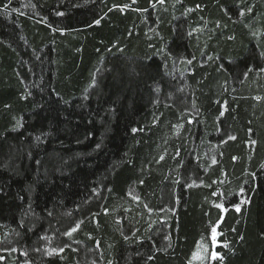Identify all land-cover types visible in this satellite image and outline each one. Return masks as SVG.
Segmentation results:
<instances>
[{
	"label": "trees",
	"instance_id": "obj_1",
	"mask_svg": "<svg viewBox=\"0 0 264 264\" xmlns=\"http://www.w3.org/2000/svg\"><path fill=\"white\" fill-rule=\"evenodd\" d=\"M262 69L264 0H0V264H264Z\"/></svg>",
	"mask_w": 264,
	"mask_h": 264
},
{
	"label": "snow or ice",
	"instance_id": "obj_2",
	"mask_svg": "<svg viewBox=\"0 0 264 264\" xmlns=\"http://www.w3.org/2000/svg\"><path fill=\"white\" fill-rule=\"evenodd\" d=\"M161 3H163V0H160ZM249 11H251V9H249ZM243 14V13H241ZM96 23H99V21H97ZM261 71H264V69H262ZM135 131V129L133 130ZM230 139H234V137H230ZM253 143H255V141H253ZM161 159H163V157H161ZM218 208H222L223 205H217ZM237 211H239V206H237L236 208ZM219 223V222H218ZM79 228V224H77L74 228L71 229V231L65 233L66 235L71 236L72 232H75L77 229ZM216 236H217V231H216V227H212L211 228V238H210V243L215 246L217 244V240H216ZM226 246V245H225ZM199 251V249H198ZM205 251H207V249H205ZM211 256L213 259H215L217 257V253L215 251H213L211 253ZM194 258H196L194 256ZM221 259H223V257H220Z\"/></svg>",
	"mask_w": 264,
	"mask_h": 264
},
{
	"label": "rangeland",
	"instance_id": "obj_3",
	"mask_svg": "<svg viewBox=\"0 0 264 264\" xmlns=\"http://www.w3.org/2000/svg\"><path fill=\"white\" fill-rule=\"evenodd\" d=\"M205 249H207L205 246H200L199 251L195 254V261H200L202 260L204 257V253H205ZM8 253V252H7ZM22 264H28L26 262H22Z\"/></svg>",
	"mask_w": 264,
	"mask_h": 264
}]
</instances>
